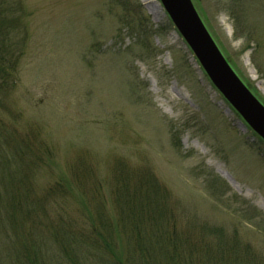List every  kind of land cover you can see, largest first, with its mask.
<instances>
[{
  "label": "rangeland",
  "instance_id": "obj_1",
  "mask_svg": "<svg viewBox=\"0 0 264 264\" xmlns=\"http://www.w3.org/2000/svg\"><path fill=\"white\" fill-rule=\"evenodd\" d=\"M145 1L15 0L8 21L21 54L9 97L16 116H2L8 132L46 145L36 150L44 167L31 195L47 197L52 220L63 214L83 227L85 206L87 218L101 203L116 214L123 171L133 187L149 174L180 228L238 237L264 255V142L212 82L162 1ZM187 1L264 108V0ZM64 176L74 180L72 193L48 194ZM31 229L1 227V248L15 255L7 240L25 241Z\"/></svg>",
  "mask_w": 264,
  "mask_h": 264
},
{
  "label": "trees",
  "instance_id": "obj_2",
  "mask_svg": "<svg viewBox=\"0 0 264 264\" xmlns=\"http://www.w3.org/2000/svg\"><path fill=\"white\" fill-rule=\"evenodd\" d=\"M14 2L0 0V228H15L17 233L30 223L34 229L25 241L7 240L15 255H7L10 253L6 254L1 248L4 243L1 244L0 260L7 264H264V255L238 237L219 240L217 234L204 229V235L211 236L206 239L201 232L180 228L173 213L165 208V196L158 187L153 188L155 181L149 174L134 187L127 181L132 178L130 172L129 175L123 171L117 177V210L113 216L101 203L96 204L94 213H87L88 218L85 206L81 215L83 227L73 225L63 214L57 221L48 217L47 197L39 199L31 195L36 170L44 167V163L36 161L39 154L36 150L42 148L39 147L43 142L19 139L20 134L8 132L6 126L11 122L2 116L6 113L16 116L9 105V97L17 85L21 56L10 38L13 21L9 24V15L18 10ZM132 13L140 24L147 20L139 9ZM250 128L264 142V137ZM74 174L79 179L78 170ZM74 185V180L61 177L48 194L71 192ZM41 213H45L44 220H38ZM41 221L50 235V244L56 247L36 231ZM12 234L15 238V232Z\"/></svg>",
  "mask_w": 264,
  "mask_h": 264
},
{
  "label": "water",
  "instance_id": "obj_3",
  "mask_svg": "<svg viewBox=\"0 0 264 264\" xmlns=\"http://www.w3.org/2000/svg\"><path fill=\"white\" fill-rule=\"evenodd\" d=\"M215 86L264 137V108L229 69L187 0H161Z\"/></svg>",
  "mask_w": 264,
  "mask_h": 264
},
{
  "label": "bare ground",
  "instance_id": "obj_4",
  "mask_svg": "<svg viewBox=\"0 0 264 264\" xmlns=\"http://www.w3.org/2000/svg\"><path fill=\"white\" fill-rule=\"evenodd\" d=\"M143 2L144 3H147L148 1H145V0H143ZM218 172H220L227 180H228V182L233 186V187H235V188H237L236 187V184H235V182H234V179H233V177L230 175V173H224L223 171H221L220 169H218Z\"/></svg>",
  "mask_w": 264,
  "mask_h": 264
}]
</instances>
